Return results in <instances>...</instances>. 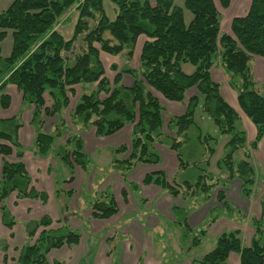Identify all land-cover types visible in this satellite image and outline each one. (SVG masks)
<instances>
[{
  "label": "trees",
  "instance_id": "1",
  "mask_svg": "<svg viewBox=\"0 0 264 264\" xmlns=\"http://www.w3.org/2000/svg\"><path fill=\"white\" fill-rule=\"evenodd\" d=\"M111 1L117 11L114 18L107 14L104 0H13L0 13V42L8 34L13 38L7 56L0 45V110L8 109L12 103L7 86H16L24 103L33 107L36 153L42 157L54 155L69 166L70 182L75 179V167L87 169L91 163L82 136L72 129L93 127L98 136H107L132 125L131 143L115 149L116 153L128 155L114 159L112 170L124 175L140 163L157 164L160 156L153 150L154 144L174 150L181 177L169 181L163 171H155L147 174L143 183L156 184L193 205L209 200L218 187L221 205L211 209L208 228L222 211L238 210L226 196L231 180L241 181L247 197L256 191L258 177L252 151L264 138V89L257 87L251 61L255 56L264 57V0H251L248 12L233 18L230 32L221 30L222 15L216 0H185L184 7L176 5L175 0ZM218 1L224 8L231 2ZM185 8L193 14L188 24L184 20ZM74 9L78 17L72 36L67 38L59 25ZM140 35L148 39L141 49L138 68H133L130 60ZM103 52L125 57L121 65H111L116 72L113 79L106 75ZM185 63L194 65L193 72L184 71ZM214 67L222 69L228 84L237 91L239 108L227 100L221 83L213 79ZM123 74L132 76L134 82L124 85ZM77 87L79 97L71 108ZM192 88L197 93L189 98L185 113L171 115L165 122V109L158 95L182 102ZM199 107L217 126L218 136L202 134L195 119ZM68 108L69 122L64 117ZM241 112L256 127L255 139L250 143L241 126ZM52 119L56 120L53 130L47 131L46 123ZM22 125L20 114L0 117V210L7 227L16 223L7 205L11 194L42 203L49 199L47 192L34 187L23 161L5 159L14 152L22 157L18 137ZM192 129L198 131L193 143L189 134ZM224 135L228 139L216 162L218 173L200 167L195 160L196 148H202L210 166ZM239 151L243 155L237 159ZM190 170L194 172L192 176H182ZM260 203L261 214L249 220L254 233L248 244L240 229L224 231L217 236L214 247L193 259L192 264H226L233 252L239 254L240 264H264V195ZM92 210L95 218H110L118 213V206L113 196L104 192L93 202ZM172 210L181 255H185L201 244L207 228L193 230L186 205L176 204ZM57 224L48 215L29 221L26 229L30 241L19 248L17 264H59L49 261L48 253L77 244L81 234L66 222L60 220ZM0 246L6 264L8 243L1 240Z\"/></svg>",
  "mask_w": 264,
  "mask_h": 264
},
{
  "label": "crops",
  "instance_id": "2",
  "mask_svg": "<svg viewBox=\"0 0 264 264\" xmlns=\"http://www.w3.org/2000/svg\"><path fill=\"white\" fill-rule=\"evenodd\" d=\"M250 5L251 0H231L228 7H222L224 12L226 9L228 12L224 20L221 16V30L230 32L233 18L245 15ZM110 11L111 14H108L106 10L110 18H114L117 14L114 4L110 5ZM224 12H221V15ZM70 15L73 17L76 15L77 19L78 12L74 9ZM63 25L64 22L60 23L59 28ZM223 27L225 28L223 29ZM147 39L145 35L138 37L133 55L134 60L131 63L133 68L139 66L141 49ZM101 57L106 68V75L113 79L116 72L110 68L111 65L113 63L121 65L123 60L119 56L105 52L101 53ZM106 61L108 64L105 63ZM193 70H189L187 73H191ZM217 72L223 81L224 72H220L219 67ZM133 82L132 76L123 74L122 83L124 85H131ZM223 82L226 83L225 80ZM221 89L227 100L238 107L237 91L228 82L227 86L225 85L224 89L223 87ZM6 92L11 95L12 103L8 109L0 110V117L6 118L20 114L23 125L18 131L22 157L14 152L6 156L5 159L23 161L33 179L34 187L49 195L46 203H42L38 199L18 198L16 193L8 197L7 205L16 219V223L12 227L5 226L0 210V241L4 240L8 243L6 264H17L19 248L30 241L26 224L29 221L38 220L44 215L50 216L54 225L61 220L81 234L77 244L52 249L47 255L51 262L59 261V264H192L193 259L197 258L192 253L194 248L187 254L181 255L178 227L172 208L176 204L186 205L189 224L197 232L200 226L204 228V224L209 219V212L216 204H212L210 207L209 204H206L207 200L204 201L205 203L200 202L193 205L188 199L184 200L180 196L174 197L166 189L156 184L143 183L146 175L155 171H163L169 181L174 179L180 169L177 153L174 150L162 144H154L152 148L160 156V161L157 164L140 163L122 175L112 170V162L114 159L125 158L128 155L127 152L116 153L115 149L120 145L131 143L132 125H126L116 133L107 136H98L93 127L72 129L73 132L82 136L83 148L89 155L91 163L87 169L75 167V179L70 182L72 170L69 166L54 155L42 157L35 151L36 131L31 123L33 107L24 103L22 94L16 86L8 85ZM79 92L80 87H77L76 95L71 98V108L77 102ZM196 93V88L188 90L186 98L182 102L170 101L158 95L165 112L168 111L165 115V122L171 115L185 113L189 98ZM68 114L69 108L64 113V117L69 122ZM247 120L245 127L242 126V123L241 126L246 132L247 128L250 129L251 133L248 137V143H250L255 139L256 127L248 117ZM55 122V119L48 120L46 130L52 131ZM261 142H264V138L259 142L257 149L252 151L253 164ZM1 177L2 157H0ZM132 184H136L137 188L131 187ZM240 187L241 182L239 181L234 188L238 198H241ZM104 192L113 196L118 206V213L110 218H95L93 217L92 204ZM202 203H204L203 208L199 210L198 205ZM252 206L255 207L251 213ZM234 207L240 209L238 206ZM245 207L248 215L250 213L253 214L252 216L261 214L260 200L258 205L247 201ZM220 217L207 228L204 237L210 234V228L219 222ZM232 225L234 226H231V230L240 229L244 242L248 244L254 229L249 226L250 228L245 231L241 226ZM246 234L250 236L247 238ZM4 255L5 252L0 246V264H4ZM226 264H240L239 254L231 253Z\"/></svg>",
  "mask_w": 264,
  "mask_h": 264
},
{
  "label": "rangeland",
  "instance_id": "3",
  "mask_svg": "<svg viewBox=\"0 0 264 264\" xmlns=\"http://www.w3.org/2000/svg\"><path fill=\"white\" fill-rule=\"evenodd\" d=\"M13 0H0V13L4 10H6L8 8V6L12 3ZM152 2H154L155 0H151ZM184 2L185 0H175V4L184 7ZM218 8L221 12L223 11L222 6L220 5L219 1L216 0ZM104 5L106 7V10L108 12V14H111L110 12V5H113V2H111V0H104ZM228 12V9L225 10L224 13H222V19L224 20L226 13ZM184 13H185V23L188 24L192 17L193 14L191 13L190 10L188 9H184ZM76 15L73 17V15H70L68 17V19H66L64 21V25L60 27V30L62 31V33L64 34V36H66L67 38L71 37L74 31V25L76 22ZM66 26V27H64ZM225 27H223L224 29ZM12 44H13V38L11 34H8V36L0 42V45L2 47V54L3 55H8L11 51L12 48ZM120 59L125 60L124 55L121 56L119 55ZM134 60V57H132V59L130 60V63H132ZM106 64H108V61L105 62ZM251 66H252V71L255 77V80L257 82V87L259 90H263L264 89V57L262 56H255L252 61H251ZM184 70L186 72H188L189 70H193L194 69V65H192L191 63H186L183 66ZM220 68V67H219ZM218 67H214L212 69V77L214 80H217L219 82H221L222 87L224 89V86H227V76L223 74V81L225 80L226 83H224L222 81V79L220 78L219 74H217L218 72ZM220 72H223L220 68ZM16 105V104H15ZM239 108V107H238ZM167 110V109H166ZM168 111H166L164 113V117L166 115ZM169 116V115H168ZM195 119L197 124L200 126L202 134H212L214 136H218L219 135V130L217 128V126L214 124V122L205 114L201 111V109L199 108L196 111V115H195ZM241 119H242V126L245 127V125L247 124V117L245 116V114H243L241 112ZM90 128V127H89ZM84 129H88V128H84ZM198 133L197 130L192 129L190 130L189 134L190 136H192L191 140L193 143V137L196 136ZM247 133H248V137H250V129L247 128ZM228 139V136L224 135L220 137V143L217 145V150L216 153L214 154V156L211 159V163L210 166L207 165V161L206 159H204L201 149L200 147L196 148V153H195V157L199 164L200 167L204 168V169H208L209 171H213L215 173H218V169L216 166V162L217 160L222 156L223 153V144L225 142V140ZM191 146H193L192 144H190ZM185 151V149H184ZM187 151V149H186ZM242 151H239L235 154V157L237 159L242 157ZM184 157L186 158V155H184ZM188 158V157H187ZM255 158L254 159V164L256 166V170H257V184H256V191L254 193L253 196L251 197H247L243 194L242 189L240 187V196L241 198H238L236 196V192L234 191L235 186L237 185V182H239V179H233L229 182V186L227 189V198L229 199V202L232 204V206H238L240 209L236 210L234 213L232 212H227V211H222L221 212V217L219 222L210 228V234H208L206 237H203L202 242L199 246L194 247V250L192 251V253L194 254L195 257L200 258L201 256H203L205 253L209 252L214 244H215V240L217 238V236L219 234H221L224 231H229L231 230V226H234L232 224H235L236 226H241L245 231H247L251 226V224L249 223V220L251 218V216L253 214V207L250 209V215H248V212L246 210L245 207V203H247V201H252L254 203V205H258L259 200L261 199V196L264 194V142L260 143L259 149L256 151L255 154ZM191 172L182 174V176L184 177L186 174L188 176H192L194 174V172H192V170H190ZM175 176H180V173H177ZM241 182V181H240ZM242 184V183H241ZM217 192H218V187H216L212 193L211 198L206 202V204H209L210 207L212 206V204H216V206H220L221 203L217 200ZM205 203V202H204ZM199 204L198 205V209L202 210L203 205ZM238 204V205H237ZM211 212V210H210ZM210 212H209V217H210ZM209 222V219L206 221V223L204 224V228H207V223ZM203 227V226H202ZM201 226L198 228L197 232H199V230L202 228ZM222 228V229H221ZM244 236V234H243ZM250 235L246 234L245 237H249Z\"/></svg>",
  "mask_w": 264,
  "mask_h": 264
}]
</instances>
